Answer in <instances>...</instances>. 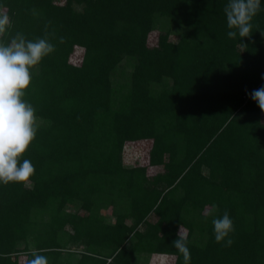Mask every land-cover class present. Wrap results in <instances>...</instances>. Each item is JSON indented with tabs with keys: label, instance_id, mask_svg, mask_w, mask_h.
<instances>
[{
	"label": "trees",
	"instance_id": "obj_1",
	"mask_svg": "<svg viewBox=\"0 0 264 264\" xmlns=\"http://www.w3.org/2000/svg\"><path fill=\"white\" fill-rule=\"evenodd\" d=\"M227 2L0 0L6 41L47 32L55 45L23 98L38 130L21 162L35 174L0 183V264L33 251L48 264H184L181 224L190 264H264V111L249 95L264 87V0L243 40L227 36ZM143 140L149 163L126 165ZM226 210L229 247L212 224Z\"/></svg>",
	"mask_w": 264,
	"mask_h": 264
},
{
	"label": "clouds",
	"instance_id": "obj_2",
	"mask_svg": "<svg viewBox=\"0 0 264 264\" xmlns=\"http://www.w3.org/2000/svg\"><path fill=\"white\" fill-rule=\"evenodd\" d=\"M261 11V0H228L224 12L226 15L229 39L237 35L243 40L251 37L253 19ZM35 14V12H34ZM258 27V26H257ZM12 21L6 11L0 9V183L27 182L35 174V167L28 159L21 157L36 138L38 124L36 110L23 98L32 81V69L41 63L44 57L55 51L53 45L45 38L35 41L27 40L22 33H16L9 40ZM264 35V32H261ZM64 42V38H60ZM259 108L264 111V87L249 93ZM210 213H205L209 215ZM214 237L217 243L231 246L234 241V222L226 210L222 218H213ZM177 239L172 242L183 256L184 264H190L191 253L187 246L188 233L179 226ZM28 264H48L46 256L33 251Z\"/></svg>",
	"mask_w": 264,
	"mask_h": 264
},
{
	"label": "rangeland",
	"instance_id": "obj_3",
	"mask_svg": "<svg viewBox=\"0 0 264 264\" xmlns=\"http://www.w3.org/2000/svg\"><path fill=\"white\" fill-rule=\"evenodd\" d=\"M159 37V31L155 30L150 35V43L156 44ZM172 39L177 41L179 40V36L174 34ZM82 49L78 48L75 54L72 56L71 61L75 63H80L82 59ZM152 146V140H143L138 142H129L126 145L125 155H124V162L126 165L132 164H148L149 163V151ZM156 169L151 168L150 172L153 173ZM87 214V213H85ZM108 216L111 218V212L108 210L106 212ZM75 250H81L79 246L74 247ZM70 251V250H69ZM174 257L166 256V255H154L149 264H173Z\"/></svg>",
	"mask_w": 264,
	"mask_h": 264
}]
</instances>
